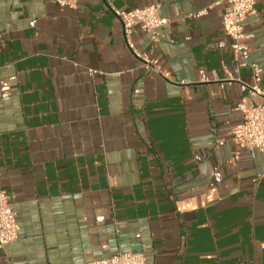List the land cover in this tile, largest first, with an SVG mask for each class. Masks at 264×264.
<instances>
[{"label":"crops","instance_id":"1","mask_svg":"<svg viewBox=\"0 0 264 264\" xmlns=\"http://www.w3.org/2000/svg\"><path fill=\"white\" fill-rule=\"evenodd\" d=\"M57 1L0 0V189L19 227L0 264H264V153L230 141L253 81L223 5ZM150 5L158 42L137 27L130 42L168 79L112 12ZM255 12L243 28L264 89V0Z\"/></svg>","mask_w":264,"mask_h":264},{"label":"built area","instance_id":"2","mask_svg":"<svg viewBox=\"0 0 264 264\" xmlns=\"http://www.w3.org/2000/svg\"><path fill=\"white\" fill-rule=\"evenodd\" d=\"M57 3L60 6L74 8L76 1L58 0ZM217 4L223 5L221 25L225 36L230 40L229 49L233 52L234 61L239 68L251 71L253 81L251 86L240 84V89L247 92L249 97L237 106V110L243 116V122L231 131L230 141L238 149H256L264 153V89L260 87L262 71L257 64L249 61V48L246 44L248 37L245 35L243 28L246 19L256 14V0H218ZM112 12L121 23L128 49L134 52L141 61L144 71L156 72L163 78L168 79V73L161 71L157 60L151 59L147 53L137 54L130 42L135 27L148 34L153 43L158 42L157 31L166 24V21L159 17V6L150 5L127 12L112 9ZM219 47L222 48L224 45L221 44ZM224 71L229 77L228 71L226 69ZM88 73L93 76L97 72L88 70ZM200 77L202 83L209 82L204 71H200ZM228 81H231L230 77ZM218 145H221V142ZM235 159L236 157L233 158V160ZM260 178H264V173ZM18 236L19 227L11 198L4 190L0 189V249L15 242ZM87 264H146V259L143 254L117 253L106 259L92 261Z\"/></svg>","mask_w":264,"mask_h":264}]
</instances>
